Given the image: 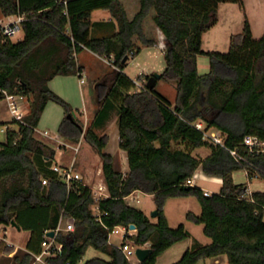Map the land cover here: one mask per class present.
Instances as JSON below:
<instances>
[{
    "label": "trees",
    "instance_id": "obj_1",
    "mask_svg": "<svg viewBox=\"0 0 264 264\" xmlns=\"http://www.w3.org/2000/svg\"><path fill=\"white\" fill-rule=\"evenodd\" d=\"M221 2L237 3L244 11L242 0H0L3 16L26 17L20 23L21 39L12 41L0 32V87L32 96L27 125L11 120L7 124L15 126L0 142V226L14 221L30 232L27 252L14 257L17 264L33 263L46 232L55 229L61 217L72 218L74 229L56 233L54 240L61 248L45 258L47 264H131L109 241L117 225H134L130 239L136 245L147 242L152 249L139 264H155L157 256L189 235L183 224L170 228L164 214L167 199L185 196H193L201 208L198 215L187 212L186 219L202 224L210 242L186 249L172 264H197L218 255H225L228 264H264V191L242 197L246 186L235 183L232 174L244 166L226 149L245 153V135L264 139V35L254 38L245 17L242 29L230 36L226 52L202 50V35L217 22ZM96 10L107 12L113 34L90 36ZM152 46L163 52L165 63L156 82L174 84L173 103L155 86L147 87L153 73L138 74V88L123 72L129 58ZM82 49L112 66L108 83L97 84V109L86 129L69 103L48 86L56 75L81 74L76 54ZM201 54L209 63L203 74L197 69ZM48 102L64 110L59 137L72 145L84 140L100 157L109 195L99 201V214L91 208L90 188L74 182L67 189L50 171L55 143L34 131ZM111 110L117 112L119 148L127 156L125 174L104 152L109 137L93 130ZM197 121L223 131L226 148L205 140L194 126ZM200 147L209 149L204 158L192 153ZM70 154L67 150L65 159ZM247 159L259 168L257 177L264 178V156ZM197 168L221 178L217 193L205 196L202 189L186 183ZM247 177L253 178L251 171ZM42 178L48 182L42 184ZM135 190L153 195L155 221L126 202ZM89 248L103 257L82 263Z\"/></svg>",
    "mask_w": 264,
    "mask_h": 264
},
{
    "label": "rangeland",
    "instance_id": "obj_2",
    "mask_svg": "<svg viewBox=\"0 0 264 264\" xmlns=\"http://www.w3.org/2000/svg\"><path fill=\"white\" fill-rule=\"evenodd\" d=\"M243 3L246 0H242ZM97 12L93 11V14L91 15V18L95 20L97 17L96 15L98 13H105L100 10H96ZM108 15V14H107ZM11 18L5 17L0 12V23H7ZM23 37V30L20 28L17 33L11 36L12 41H16L18 39H21ZM78 54V53H77ZM76 54V59L78 56V59L80 62H83V64L86 66V74L84 77L85 83L82 85L83 88V100L85 104H87L88 113H81L82 106L78 107L79 109H76L75 106L71 105L69 103L70 107L72 108L75 117L81 122H84V118L88 117L89 119L93 116L94 110L97 106V89L95 88L96 84H107L110 74L112 72V66L106 62V59L102 58H95L94 56H91L87 51H83L80 55ZM140 64L136 65L135 61L132 58H129L127 61L123 72L133 79L134 81L137 80L138 74H140L141 66L147 65L150 63L155 64V69L157 71L162 72L164 68V58L161 53V50L159 48H150L145 50L140 58H139ZM157 89L160 90V92L167 97L168 100L171 102L174 99L175 95V87L173 84H170L168 82H165L163 80H160L157 84ZM32 99V96L29 98L23 99V106L30 104V101ZM80 99V102L82 98ZM50 105H54L57 108L61 109V111L64 113L63 108L53 103ZM26 110V109H25ZM28 112H29V105H28ZM51 109H46V119L41 121L42 126L39 127L40 130L47 129L51 135L54 137H59L57 133V129L48 127V123L52 119L50 117ZM85 114V115H84ZM65 114H63L64 116ZM12 119L10 112L7 109L6 103L4 100H0V130L10 122ZM114 120V117H111V121ZM49 128V129H48ZM115 134L117 136V126H114ZM5 139L4 132L0 131V142H3ZM117 139V138H116ZM89 148L88 144L85 141L80 142L79 152L77 155V163L76 167L81 173V175L84 177V179H87L88 184L93 185L95 183H99L103 180L102 173L100 171V166L98 165L97 160H89L88 163L84 162L79 158V155L83 153L85 150ZM92 149V148H90ZM93 150V149H92ZM120 148L118 147V142L115 140V138H112V140L109 142L108 148L105 149V152L112 153L114 155H117V152L120 153ZM94 151V150H93ZM209 152L208 147H200L193 151V155L202 158L203 156H206ZM97 155V153H96ZM122 164V159L117 158V168L120 169ZM99 167V168H98ZM99 172V173H98ZM233 180L235 183L238 184H244L247 187V190L250 192L255 191H264V178L261 177H255L249 180L246 176V172L244 169H239L233 172L232 174ZM196 186L204 188V190L212 193H217L219 191L220 185L216 180H210V179H197L196 180ZM127 202L129 205L136 207L142 211L145 212V214L149 217V219L154 220L155 217H152L151 213L153 210H155V203L153 201V198L149 196L148 194L139 193L135 196H130L127 199ZM201 208L198 203V201L193 196H185L183 198H171L167 200L165 204V212L167 215L168 225L170 228H176L179 224H183L185 229L189 231V235L186 239L179 241L172 246H170L168 249H166L162 254L156 257L155 264H172L176 262L180 256L183 254V252L186 249H193L201 245L208 244L210 242V239L203 234V225L202 224H196L186 219L185 214L186 212H193L194 214L198 215L200 214ZM133 230V229H132ZM14 228L12 226L7 227V234L6 238L8 240H12L16 244H23L24 238L26 237L27 231L23 230L22 232L18 233V236L15 235ZM135 231V230H134ZM134 233V232H133ZM25 234V235H24ZM0 235H2V227L0 226ZM122 240L121 234H110L109 241L113 245H119ZM129 243L132 244L134 247L133 241L131 239H127ZM6 249V247H5ZM98 252L96 250L89 248L84 258L88 259L89 257H92L93 255H97ZM13 255V254H8ZM102 257V254L100 255ZM130 261L132 263L136 262L135 256L130 258ZM0 264H6L5 260L0 259ZM34 264H40L38 262H34ZM197 264H228L227 258L225 255H218L206 258L204 260L199 261Z\"/></svg>",
    "mask_w": 264,
    "mask_h": 264
},
{
    "label": "crops",
    "instance_id": "obj_3",
    "mask_svg": "<svg viewBox=\"0 0 264 264\" xmlns=\"http://www.w3.org/2000/svg\"><path fill=\"white\" fill-rule=\"evenodd\" d=\"M94 12H97V11H94ZM92 14H93V12H92ZM96 16L97 17L95 18V20L91 18V23H92V26L90 29V36L91 37L108 36V35H111L115 32V28L112 24V21L110 20V18L107 14L105 15V13H98ZM8 17L11 18L12 16H8ZM245 17L247 18V20L249 22V25L251 27L252 36L254 38H259L262 35H264V0H246L244 2V11L241 10V8L239 7V5L237 3H233V2H221V3H219L218 8H217V22L210 29H208L207 31H205L203 33L202 38H201V49L204 51L226 52L228 50V47H229L230 36L234 33L239 32L242 29ZM150 48H158V47L152 46V47L145 48L137 56L133 57L132 59L135 61L136 65L140 64L139 58H140L141 54L145 50L150 49ZM83 51H87L91 56H94L95 58L101 59L100 56L94 54L93 52H91L88 49H82L81 51L78 52L77 55H80L81 53H83ZM161 53L163 55L162 51H161ZM77 61L83 67L80 75H66V76L56 75L51 80H49L48 86L53 92H55L56 94L61 96L63 99L67 100L71 105L75 106L76 109H79L78 107L82 106L81 113H85V112L88 113L87 104H85V102L83 100V88H82V85L85 83L84 77H85L87 69H86V66L83 64V62H80V60L78 59V56H77ZM106 62H107V59H106ZM154 65L155 64H153V63L143 65V66H141L140 72L142 74H151L154 72H157L160 74L161 72L157 71V69H155ZM197 69H198V72L201 74L208 71L209 63H208V59L205 55L201 54V55L197 56ZM81 79H83V82H81ZM159 81L160 80H157V82L155 84V89L161 95H163L160 92V90L157 89V84ZM170 84H172V83H170ZM95 88L97 89V84H96ZM78 98H82L81 102H80V99L78 100ZM165 98L167 99V97H165ZM174 99H175V95H174ZM174 99L172 102L168 99L167 100L169 102L173 103ZM50 104H52V102H48L46 104L45 109H44V111L41 115V118L39 120L37 128L41 127L42 126L41 121L43 119L44 120L46 119V117H45L46 116V109L48 110V108L51 109L50 110L51 111L50 117H52V119L48 123V127H50V128L52 127L54 129H57L60 121L65 116V115L63 116L64 113L61 111V109L57 108L54 105H50ZM28 105L23 106V112L26 115L28 114V110H27ZM96 109H97V106H96L94 111H96ZM112 116L114 117L113 121H111ZM93 118H94V114L90 119L88 117H85L84 122L81 121V123L83 125V129H86L92 123ZM117 119H118V115H117L116 110H111L109 113V116L101 125L93 127L94 132L98 136L107 135L109 137V141H108V144L105 147V149L108 148L109 142L112 140V138H115V140H117L118 147H119L120 137H119ZM114 126H117V136L115 134V131L113 130ZM82 141H84V140H81L80 142H82ZM88 146H89V144H88ZM90 148L91 147L89 146V148L87 150H85L83 153H81L79 155V158H81L82 161L87 162V163L89 160H97L98 165L100 166V168L98 167L100 169L99 172L102 173V164H101L100 157L98 154L96 155V152ZM105 149H104V152H105ZM106 153H108V152H106ZM109 154L113 157L114 168L116 170L121 171L123 174H125L128 171V162H127L126 152L121 149L120 153L117 152V155H114L112 153H109ZM204 157L205 156H203L202 158H204ZM117 158L122 159V164H121L120 169L117 168ZM194 173H196V177L194 179L195 186H196V180L197 179L216 180L218 182V184L221 186V183H222L221 178L216 177V176H208L205 173H203L201 168H197V170ZM199 188L204 190V188H202V187H199ZM139 193L148 194V193H144L140 190H135L130 195L125 197L126 202L130 196H135L136 194L138 195ZM208 193H210V192H208ZM148 195L153 198L152 194H148ZM175 198H183V197H175ZM169 199H171V198H169ZM169 199H167V200H169ZM166 202H165V204H166ZM164 214L167 218V215L165 212V205H164ZM186 214H187V212H186ZM186 214H185V217H186ZM152 221H155V218ZM1 227H2V235H0V259L5 260L6 264H17L14 261V257L17 256L20 258L24 253L27 252L25 245H26L27 240L30 237V232L27 231L28 233L26 234V237L24 238L23 244H16L12 240H8L6 238L8 226L7 227L1 226ZM13 228L15 230L14 232H15L16 236H18V233L23 231L21 229L18 230L15 227H13ZM188 233H189V231H188ZM5 247H6V249H5ZM96 252H98V251H96ZM8 254H13V255H8ZM99 254L101 255V253L98 252L97 255H93L92 257H89L88 259H91L94 257H100ZM102 257H103V255H102ZM88 259H85L83 257L81 262L84 263ZM32 264H34V261ZM131 264H133V263H131ZM135 264H137V262H135Z\"/></svg>",
    "mask_w": 264,
    "mask_h": 264
},
{
    "label": "built area",
    "instance_id": "obj_4",
    "mask_svg": "<svg viewBox=\"0 0 264 264\" xmlns=\"http://www.w3.org/2000/svg\"><path fill=\"white\" fill-rule=\"evenodd\" d=\"M65 3V1H64ZM25 15L17 14L13 15L11 19L3 24L0 23V32L4 35H7L11 38L12 35L17 33L20 29V23L25 19ZM108 62V61H107ZM109 63V62H108ZM81 82H83V79H81ZM136 86L138 88H141V83L136 81ZM26 97L18 94V93H9L6 89L0 87V100H4L7 106L8 111L11 114V117L15 123L27 125L25 122V116L26 114L23 112V99ZM14 124H5V126L0 130L1 132H4L8 129H11ZM194 126L197 130L202 131L203 138L210 143L214 145H219L221 147L226 148L225 141H226V134L215 128H206L205 124L201 121H197L194 123ZM17 129V127H15ZM34 131L36 134H38L41 138H45L48 141L55 143L54 147L56 149L55 158L51 163L50 171L51 173L59 180H61L65 185L67 186V189L70 188L71 184L74 182L81 183L82 185L87 186L91 190L93 204L91 205L92 210L95 214H99V201L105 197H107L108 190L106 187L105 182L102 180V182L95 183L93 185L88 184L87 179H84V177L81 175L79 170L77 169V155L79 152L80 147V141L76 145H72L70 143L65 142L60 137H54L50 134V132L47 129L40 130L39 128H34ZM241 145L246 148L245 153H241L237 148L228 149L226 148L230 155L234 158V160L242 164L244 166V170L246 172L251 171L253 174V178L257 177L259 175L260 170L257 168L252 162H250L247 159V155H262L264 156V139H260L257 136L254 135H245L242 139ZM67 150H71L72 154L69 155L67 159H65V152ZM196 177V173H194L187 181L186 183L188 185L194 186V179ZM248 178V177H247ZM42 184H46L48 182L47 178H42L41 180ZM203 194L205 196L210 195L205 190H202ZM251 192L247 190V187L245 191L242 194V197H249ZM74 229V220L72 218H60L57 226L54 231V236L57 232L63 231L68 232L72 231ZM135 229L132 230L130 225L124 226V225H117L113 227V229L110 231V234H121L122 235V241L118 245L119 249L122 251L126 259L130 261V258L135 256L137 264H139V260L137 259L135 255V249L137 247L140 248H147L149 247V243H144L140 245L134 244V247L131 243L127 241V239L134 234L133 232ZM109 234V236H110ZM53 237H49L45 234V238L41 243V251L38 254L33 255V261L38 262L40 264H47L45 261V258L48 256L55 255L61 248V245L58 244ZM130 263H132L130 261ZM135 264V262L133 263Z\"/></svg>",
    "mask_w": 264,
    "mask_h": 264
},
{
    "label": "water",
    "instance_id": "obj_5",
    "mask_svg": "<svg viewBox=\"0 0 264 264\" xmlns=\"http://www.w3.org/2000/svg\"><path fill=\"white\" fill-rule=\"evenodd\" d=\"M126 60V57L125 59L123 60V62ZM159 73L157 72H154L153 75L148 79L146 85L148 88H152L155 86L156 84V79L159 78ZM68 117H70L68 115ZM156 214H157V211L156 209L152 211L151 215L152 217H156ZM11 226L12 227H15L16 229H20V227L14 222V221H11ZM130 227L132 229H135L134 225H130ZM46 235L49 236V237H53L54 236V231L53 230H49L46 232ZM152 253V249L150 247H147V248H140V247H137L135 249V255L137 257V259L139 260V262H143L144 260H146L148 258V256Z\"/></svg>",
    "mask_w": 264,
    "mask_h": 264
}]
</instances>
